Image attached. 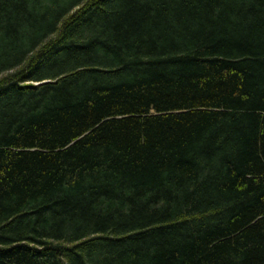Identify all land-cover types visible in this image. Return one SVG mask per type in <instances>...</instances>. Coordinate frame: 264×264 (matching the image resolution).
I'll use <instances>...</instances> for the list:
<instances>
[{
    "label": "trees",
    "instance_id": "16d2710c",
    "mask_svg": "<svg viewBox=\"0 0 264 264\" xmlns=\"http://www.w3.org/2000/svg\"><path fill=\"white\" fill-rule=\"evenodd\" d=\"M0 264H264V0H0Z\"/></svg>",
    "mask_w": 264,
    "mask_h": 264
}]
</instances>
